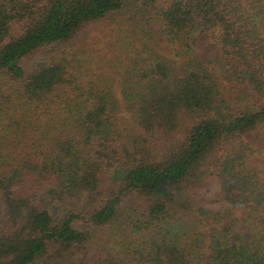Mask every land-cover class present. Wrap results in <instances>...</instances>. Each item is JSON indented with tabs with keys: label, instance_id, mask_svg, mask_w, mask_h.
<instances>
[{
	"label": "trees",
	"instance_id": "1",
	"mask_svg": "<svg viewBox=\"0 0 264 264\" xmlns=\"http://www.w3.org/2000/svg\"><path fill=\"white\" fill-rule=\"evenodd\" d=\"M156 1L0 0V264H264V0Z\"/></svg>",
	"mask_w": 264,
	"mask_h": 264
},
{
	"label": "rangeland",
	"instance_id": "2",
	"mask_svg": "<svg viewBox=\"0 0 264 264\" xmlns=\"http://www.w3.org/2000/svg\"><path fill=\"white\" fill-rule=\"evenodd\" d=\"M174 0H157L156 8L161 9L166 4L172 2ZM154 40L156 42V47L158 51L176 61L174 48L168 45L165 42L164 37H162L158 30L154 31ZM197 55L199 60L208 67V69L213 73L214 77L220 81L219 77V66H220V51L218 47L214 44V42L207 35L200 36L198 38V46H197ZM42 60H44V53L39 52L32 55L29 59L23 61V66L26 67L29 71L33 70ZM117 76H113L115 80V91L119 99H121L120 87L118 86ZM222 91L224 92L226 98L229 100L230 104L233 108H238L239 105L236 104L233 99L237 96L236 92L229 88L226 84L222 85ZM120 117H122V124H128L130 121V114L122 107V112L120 113ZM245 140L252 146L255 151V154L248 159V167L250 169L257 170L259 174L264 178V128H260L259 130L248 134L245 137ZM212 170H214V165H212ZM193 197L196 201L207 209H212L215 211L221 210L225 204L222 198L220 184L216 178V176H212L211 178L205 180L195 191ZM5 208L0 200V224L4 225V216H5ZM245 214V213H244ZM84 224L77 225L78 228L83 227Z\"/></svg>",
	"mask_w": 264,
	"mask_h": 264
}]
</instances>
